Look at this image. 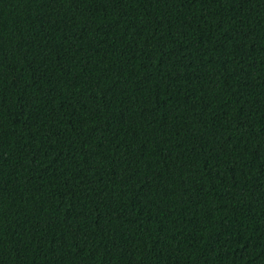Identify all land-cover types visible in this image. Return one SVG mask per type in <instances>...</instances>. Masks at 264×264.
<instances>
[{"label": "trees", "instance_id": "obj_1", "mask_svg": "<svg viewBox=\"0 0 264 264\" xmlns=\"http://www.w3.org/2000/svg\"><path fill=\"white\" fill-rule=\"evenodd\" d=\"M0 264H264V0H0Z\"/></svg>", "mask_w": 264, "mask_h": 264}]
</instances>
